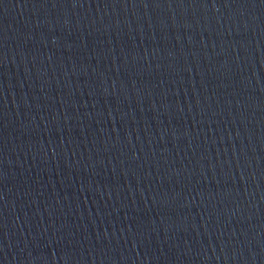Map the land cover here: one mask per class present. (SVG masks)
Instances as JSON below:
<instances>
[{
    "label": "water",
    "instance_id": "water-1",
    "mask_svg": "<svg viewBox=\"0 0 264 264\" xmlns=\"http://www.w3.org/2000/svg\"><path fill=\"white\" fill-rule=\"evenodd\" d=\"M0 264H264V0H0Z\"/></svg>",
    "mask_w": 264,
    "mask_h": 264
}]
</instances>
